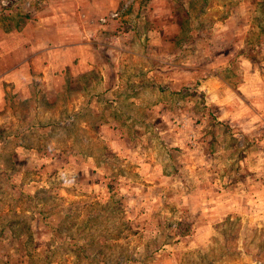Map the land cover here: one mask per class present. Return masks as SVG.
<instances>
[{"label":"rangeland","instance_id":"rangeland-1","mask_svg":"<svg viewBox=\"0 0 264 264\" xmlns=\"http://www.w3.org/2000/svg\"><path fill=\"white\" fill-rule=\"evenodd\" d=\"M5 1L9 65L18 43L85 42L95 70L117 66L122 96L96 98L93 69L56 91L38 73L2 83L0 264H264V141L215 118L199 89L220 50L264 59V0ZM37 22L67 36H16ZM62 51L50 61L80 59ZM233 61L236 83L247 69ZM249 146L262 160L241 158Z\"/></svg>","mask_w":264,"mask_h":264},{"label":"crops","instance_id":"crops-1","mask_svg":"<svg viewBox=\"0 0 264 264\" xmlns=\"http://www.w3.org/2000/svg\"><path fill=\"white\" fill-rule=\"evenodd\" d=\"M40 21L47 20L40 19ZM111 25L114 26L115 24L112 23ZM113 26L110 27V32L112 31ZM40 27L44 29V26L41 23L39 24L37 22L36 25L31 23L24 29L20 30V33H18L16 36H48V38H42L44 40L48 39L49 41L50 39H53L49 38L50 36L53 35L54 37H57L60 35L59 32L61 31V28H56V25H54V28L51 30H48V32L40 31L42 30ZM48 27H51V24ZM29 28H32L33 32L30 31ZM27 30L30 31L32 35H26L29 34H25ZM11 33V29L5 30L3 28L2 30V25H0V36L2 37L0 40L4 46V48L0 49L1 51H4V54L3 52L0 53V63L2 64L0 66V86H2V83L10 82L17 87H26L30 82L32 83V78L35 80L36 76L33 75L38 73L39 75H42V81L40 79L41 83H46L50 89L56 91V89L58 90L62 88L63 83H65V86H69L71 84L70 73H74L73 70L76 71V73H74L75 75H83V73L91 72L92 69L95 70V67H97L99 64L90 59V50H85V47L88 45V43L85 44V42L77 44L67 43L66 45L56 44L55 46L60 47H55L56 49H54L53 46L50 48L45 46L46 48H38L37 50L33 49L25 55L22 54L24 51L22 42L20 45L18 43V48L20 46V50L14 53L20 57L19 60L9 65V51L12 48L9 49L10 46L5 39H7L6 36H14ZM158 37L160 38L161 36ZM67 49H80V54L77 52L78 56H80V59L76 61V64L68 62L67 64L61 65L58 63L56 65L50 61L51 51L55 53L56 51L63 50L61 54L63 55L64 59L67 58V56L65 57V50ZM85 51L88 53L87 57L84 55ZM230 51H232V49L224 51L220 50L222 55H219V57L209 58V66L212 68H208L210 73L206 79L201 81L202 86H199V89H204L208 94V101L212 103L211 105H214L218 108L219 115H216L215 118L222 119V121L230 122L231 124L237 126H243V128L238 129L240 135L242 137H252V142H256L257 145H260V143L264 141V59H262L260 62H254L253 56L250 54H245L246 52L244 53V50L236 51L233 54ZM234 58L235 63H239L240 65L245 66L247 69L245 75L240 79L239 82L236 83H234V79L225 72L229 69L231 63L234 62ZM236 59H241L244 64L241 63L240 60L238 61ZM45 61L48 62L45 63ZM103 64H106L108 68L106 65H103L102 68L104 69H102V72L100 68L95 70L97 75L102 73L100 74L102 76L99 75L98 78L99 80L102 78V83L104 85L103 90L97 92L96 98H106L109 100V102L114 103L119 100V97L122 96L120 92H118L120 84L119 82L116 83L118 80L116 73L117 66L114 67L113 64H109L108 57L103 60ZM73 67L75 68L73 69ZM63 69L64 71H62ZM57 70H59V72H57ZM110 74H113L112 79ZM105 75H107L108 78H106ZM146 78L149 77L146 76ZM143 85L145 86L146 82H140L136 88L138 87L141 89L143 88ZM107 94H109L108 97L106 96ZM243 153L246 154V157H254V161L258 158L262 160V148L260 146L250 147L244 151L240 150L241 158L243 157ZM240 163H242L241 160Z\"/></svg>","mask_w":264,"mask_h":264},{"label":"trees","instance_id":"trees-1","mask_svg":"<svg viewBox=\"0 0 264 264\" xmlns=\"http://www.w3.org/2000/svg\"><path fill=\"white\" fill-rule=\"evenodd\" d=\"M136 2H137V0H132L131 2H129V4L127 5V7H129V8H133V7H136L137 5H135L136 4ZM141 2H140V0L138 1V5L140 4ZM128 8V9H129ZM119 19V18H118ZM121 21L123 22V20L121 19ZM135 27V28H134ZM134 28V31L136 32V33H140L139 32V27L137 26V24H133V27H132V29Z\"/></svg>","mask_w":264,"mask_h":264},{"label":"built area","instance_id":"built-area-1","mask_svg":"<svg viewBox=\"0 0 264 264\" xmlns=\"http://www.w3.org/2000/svg\"><path fill=\"white\" fill-rule=\"evenodd\" d=\"M14 1L17 2V3H19V2L24 1V0H14ZM0 4H1L2 6L9 7V2H7V1H5V0H0ZM111 16H112V17H115V16H117V13L114 12V13L111 14Z\"/></svg>","mask_w":264,"mask_h":264}]
</instances>
